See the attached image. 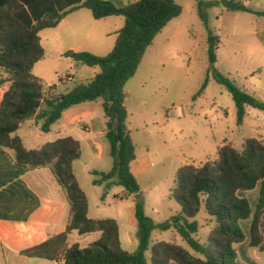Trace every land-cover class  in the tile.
Instances as JSON below:
<instances>
[{
    "label": "trees",
    "instance_id": "obj_1",
    "mask_svg": "<svg viewBox=\"0 0 264 264\" xmlns=\"http://www.w3.org/2000/svg\"><path fill=\"white\" fill-rule=\"evenodd\" d=\"M229 9L252 12L234 0L223 1ZM86 8L96 20L111 16L125 18L113 49L100 56L88 51L69 52L84 66L99 72L88 83H79L67 93H55L57 85L46 84L33 74L36 63L45 57L40 32L57 27L70 13ZM201 18L203 3L198 0ZM176 0H137L118 6L110 0H0V68L6 77L0 82V218L27 220L39 207V198L21 177L28 171L49 168L65 190L70 216L65 232L22 251L30 258H43L63 264H256L236 245L248 239L249 247L264 251V140L248 138L241 149L231 143H220L214 155L196 165L187 161L177 174V185L171 189L183 207V215L156 223L145 211V200L131 164L136 148L129 128L126 101L127 82L133 78L148 47L168 24L182 14ZM264 15V12L259 13ZM209 57L212 68L217 61L218 38L210 35ZM216 80L225 85L237 106L242 123L247 105L264 109V103L241 90L216 72ZM207 81L201 91L206 88ZM103 98L106 137L110 144L112 169L93 171L99 179L94 185L124 187L123 199L133 195L137 222L138 247L126 250L121 242L118 222L112 218H91L88 197L74 172V162L81 156V144L72 137L48 142L39 149L27 148L19 135L22 127L36 120L43 132L69 108ZM258 190L257 200L248 193ZM30 201L24 217L11 213L4 203L10 197ZM204 211L214 221L202 243L193 235L199 230L195 217ZM250 220L248 235L243 226ZM175 227L188 244L202 257L186 248L166 241L151 246L156 231ZM101 232L98 240L86 247L71 246L68 235ZM241 257V258H239Z\"/></svg>",
    "mask_w": 264,
    "mask_h": 264
},
{
    "label": "rangeland",
    "instance_id": "obj_2",
    "mask_svg": "<svg viewBox=\"0 0 264 264\" xmlns=\"http://www.w3.org/2000/svg\"><path fill=\"white\" fill-rule=\"evenodd\" d=\"M200 1L203 3L204 20L199 14L198 0H176L183 9L182 14L156 36L136 75L126 84L128 122L136 154L138 158L146 156L149 161L147 171L137 180L146 202V214L156 223L183 215L182 205L171 196V189L177 185V174L183 164L187 161L202 164L208 156L216 153L220 143H231L236 149H241L245 139L264 140V109L247 105L243 121L239 123L235 101L226 86L216 80V72H219L264 103V15L259 14L264 12V5L258 6L255 0H250L252 12H247L227 9L225 3L219 0ZM242 1L235 0L237 3ZM87 13L93 22H88V19L83 21L85 27L76 29L77 40L83 42V48L92 50L88 52L105 55L110 41L114 44V39L104 37L102 33L114 31L117 23H120L118 27L121 26L125 18L119 16L115 22L95 20L89 11ZM85 29L92 33V41L90 38L84 40ZM51 30L46 29L42 34L44 42L52 35L48 32ZM210 35L219 41L215 68H212L209 57ZM76 62L73 68H77L80 74L75 76V81L68 82L69 86L89 82L96 72L94 68ZM67 63L60 64L53 58L49 59L47 67L51 80L57 81L63 72L70 71ZM206 81L205 90L200 92ZM110 159L106 170L112 169ZM85 165L84 156L77 162L76 170L90 195V216H101L103 206H106V216H113L117 194L122 193L124 187L90 186L84 172ZM247 195L254 203L258 190ZM102 198H107L105 203ZM195 220L199 223V230L193 236L205 243L214 221L204 209ZM243 226L248 235L250 220ZM127 231L132 232L131 237L126 236ZM137 232V226H122L121 240L126 249H137ZM95 237L96 234H88L76 243L85 247ZM160 241L184 247L193 255L202 257L175 227L165 232L156 231L151 246ZM236 247L239 255L244 250L256 264H264V251L249 247L248 239ZM29 264L41 263L33 261Z\"/></svg>",
    "mask_w": 264,
    "mask_h": 264
},
{
    "label": "crops",
    "instance_id": "obj_3",
    "mask_svg": "<svg viewBox=\"0 0 264 264\" xmlns=\"http://www.w3.org/2000/svg\"><path fill=\"white\" fill-rule=\"evenodd\" d=\"M110 1L114 2L118 6H121L137 0ZM255 3L258 6H260L261 4L264 5V0H255ZM241 4L250 9L249 4H251V1L243 0ZM230 10L238 11L234 9ZM88 11L92 14V12L86 8H82L70 13L57 27L50 28L52 30L48 32H51L50 34L52 35L45 38V42L42 38V34L46 29L40 32L41 44L45 49V57L43 60L35 64L33 68V74L40 78L48 87L57 85V88L53 90V92L55 93H67L72 90L77 84H79L77 83L75 86H69L70 84L68 82L75 81V76H78L80 73L78 72L77 68H73V66L77 64L74 57L66 56V53L92 51L88 50L89 48H83V42L77 40L76 34L77 28L83 29L85 27V25L83 24L84 20L88 19V22H93L91 21L89 13H87ZM262 11H264V9ZM117 17L119 16H111L104 19L109 21L112 20L115 22V20H118L116 19ZM92 18H94L93 14ZM124 24L125 22L118 27L120 23H117V28H115L114 31H105L102 33L104 37H113L114 39V44H112V41H110V48L108 50V53L113 49L118 32L123 28ZM89 33L90 32L85 29V32L82 35L84 36V40H87L88 38H90L91 41L93 40L91 39L92 33ZM94 53L103 56V54L97 52ZM51 58L55 59L56 62L58 61V63L60 64L65 61L68 62L67 65L70 67L69 72H71L72 74L70 80H62L61 77L58 78L57 81L51 80L52 76L48 73L47 67V62ZM73 59L75 62L70 61ZM94 69L96 71L94 72L95 76L96 73L99 72V69ZM94 76H92V78ZM5 77L6 75L4 73V70L0 68V82L4 80ZM104 102L105 100L103 98H99L96 101L82 103L69 108L52 126L51 131L48 133H45L41 130L40 125L37 124L36 120L28 121L19 132L24 145L29 149H39L48 142L66 137H72L73 139L80 142L81 156L74 162L73 166L76 177L88 197L89 216L92 212L91 199L89 193L82 185L81 179L76 170V164L85 156L86 165L84 172L86 174L87 182L90 184V186H105L106 188L109 187V182H103L99 185L93 184V181L95 179L100 178V176H95L93 174V171L107 173L110 171L106 170L107 168H105L106 165H108V159L111 158L110 160L112 162L110 144L106 137ZM148 167L149 161L146 156L140 158H138L137 156L135 161L131 164V169L136 179H138L140 175L145 173ZM21 179L26 183L27 187L32 190L39 198V207L30 214L27 220H8L0 218V264H29L33 261L40 262L41 264H63L61 262L59 263L43 258H30L22 255V251L40 245L53 238L54 236L65 232L70 216V205L67 200L65 190L59 185L55 176L49 168H38L28 171L21 177ZM122 195L123 192L117 194L118 197L114 203L116 212H114L113 216H106V206H103L100 209L101 216L94 217L115 219L119 225L120 238L123 225L130 228L137 226L133 195L128 199H123ZM106 199L107 198H102L104 203ZM125 202L128 203V205H124ZM8 203L9 208L12 211L11 213L18 214L21 217L25 216L28 208H30L31 206L29 200L24 197L17 196L6 199L1 205L5 206L7 210ZM131 233L132 232L127 231L126 236L131 237ZM91 234H96L93 242L98 240L101 236V232H95ZM86 235H79L77 231H74L68 235L67 243L69 244V246H71L76 242H80L82 240V237ZM122 245L124 247L123 243Z\"/></svg>",
    "mask_w": 264,
    "mask_h": 264
},
{
    "label": "built area",
    "instance_id": "obj_4",
    "mask_svg": "<svg viewBox=\"0 0 264 264\" xmlns=\"http://www.w3.org/2000/svg\"><path fill=\"white\" fill-rule=\"evenodd\" d=\"M219 1H225V0H219ZM228 1H231V0H228ZM72 77V74L71 72H64L63 75L61 76V79L62 80H70Z\"/></svg>",
    "mask_w": 264,
    "mask_h": 264
},
{
    "label": "water",
    "instance_id": "obj_5",
    "mask_svg": "<svg viewBox=\"0 0 264 264\" xmlns=\"http://www.w3.org/2000/svg\"><path fill=\"white\" fill-rule=\"evenodd\" d=\"M73 57H74V55H73Z\"/></svg>",
    "mask_w": 264,
    "mask_h": 264
}]
</instances>
